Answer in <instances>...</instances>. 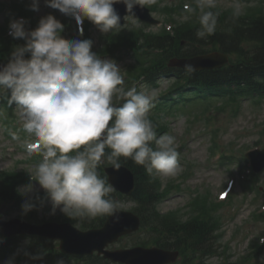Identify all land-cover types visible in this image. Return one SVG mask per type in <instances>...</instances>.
Wrapping results in <instances>:
<instances>
[{"label":"clouds","instance_id":"obj_1","mask_svg":"<svg viewBox=\"0 0 264 264\" xmlns=\"http://www.w3.org/2000/svg\"><path fill=\"white\" fill-rule=\"evenodd\" d=\"M152 2L44 0L46 6L72 18L78 26L87 19L102 34L124 26L115 4H123L126 12L134 15L135 7ZM195 3L200 11L195 36L207 40L216 31L217 14L206 9H214L217 0ZM39 5L40 0H31L28 7L39 11ZM241 14L240 0H232L233 20ZM27 24L22 17L9 21L8 34L24 43L14 46L7 64L0 66V90L10 93L7 104L15 105L22 130L35 137V143H25L26 150L30 155L38 151L41 156L28 172L30 182L18 189L26 197L22 214L48 201L51 215L59 209L69 220L110 217L119 222L124 204L112 197L114 188L99 173L100 165L106 161L119 170L121 158L131 159L149 176L175 177L181 170L176 139L169 134L157 137L149 119L154 92L126 88L121 69L115 61L93 52L92 40L65 39L61 35L64 25L52 14L41 17L35 29ZM79 35L83 36L82 27ZM184 71L190 75L196 69L185 64ZM13 139H17L15 134ZM31 181L38 182L44 196ZM19 254L18 250L4 264H16ZM23 255L35 260L42 254L24 250Z\"/></svg>","mask_w":264,"mask_h":264},{"label":"trees","instance_id":"obj_2","mask_svg":"<svg viewBox=\"0 0 264 264\" xmlns=\"http://www.w3.org/2000/svg\"><path fill=\"white\" fill-rule=\"evenodd\" d=\"M175 9L177 15L184 13L181 6L178 9L166 8L164 10V12L169 11V18L176 22L172 33L166 29L159 33L147 32L145 27L141 26L130 32H117L112 37L111 42L114 48L119 49L129 45L138 59L140 55L145 57L144 63L140 61L136 70L138 72L134 75L129 87H132L140 77L150 82L161 77L174 76L184 79V83L178 85L177 90L189 92L196 98L230 96L232 100H238V102L245 97L246 92L264 90L263 9L241 15L235 21L232 18V12L211 10L217 14V27L215 33L207 40H200L195 36L199 28L200 11L198 8H192V12H189L191 19L185 22L174 19ZM182 42L187 48L181 46ZM15 43H17L16 40L0 37V59H5L4 53H10ZM117 44H120V47ZM214 49L232 56L229 66L215 71L194 72L190 75L184 70L168 67L167 60L174 56H192ZM187 101L186 99L183 102ZM151 122L158 137L163 128L156 127L154 120ZM152 147L155 148L154 142ZM121 160L123 164L132 168L137 176L138 187L131 199L137 204L136 212L143 219L145 231L151 234L147 238L140 239L139 244L143 246L157 244L166 249H180L184 258L181 264H185L188 260L192 262V259H201L202 244L210 234V221L207 218H209L211 209L207 206L203 207L200 215L186 223L177 218V214L161 215L158 211V204L163 197L160 194V183L154 179V176H149L143 166L135 164L131 159L121 158ZM101 174L103 175V172ZM1 179L3 181L0 182V197L4 200V192H6V199L21 202L22 198L16 191L18 182L14 181L17 179L11 176L4 178V175ZM28 181V179L24 180V182ZM111 195L113 198L123 197L116 192ZM104 219L91 221L89 224L84 222L81 227H100ZM153 233H157V236L154 237ZM20 240L21 238L6 239L0 236V255L13 253L14 247L19 244ZM32 241L27 251L32 255L42 254L41 261L51 263L55 258L62 256L57 249L52 248L50 241L43 239ZM22 257L25 258L23 254ZM65 258L67 259L66 256ZM66 259L61 258L60 260L68 263ZM86 261L88 264H108L107 261L96 256L86 258Z\"/></svg>","mask_w":264,"mask_h":264},{"label":"rangeland","instance_id":"obj_3","mask_svg":"<svg viewBox=\"0 0 264 264\" xmlns=\"http://www.w3.org/2000/svg\"><path fill=\"white\" fill-rule=\"evenodd\" d=\"M26 1L28 4L31 3V0ZM176 1L181 0H154L152 3H161L162 7L163 5H170ZM217 5L224 9L232 8V0H217ZM243 7L244 5L241 4L242 10ZM34 12L37 19L52 14L58 20H66L67 23H71L73 25L72 35L70 36V32L68 34L64 31L62 36L65 39L71 40L74 39V37L80 36L78 33L79 27L76 25V22L72 18L61 14L59 10L46 6L44 0H40L39 11ZM155 16L163 20L160 13L155 14ZM6 17V12H0V24L5 23ZM132 22H136V20ZM158 28L159 27H154L153 29L158 31ZM94 30L93 47L96 50L101 48V43L99 42V35L101 32L98 28ZM102 59L112 60L108 57H102ZM124 62L116 63L121 69L122 75L124 65L130 62V60L128 61V59L125 58ZM172 82L173 81L163 80L159 88L151 89L147 86H142V90L146 88L149 92H154L153 105H155L156 100L168 90ZM152 109L153 108H151L150 111ZM201 111V109H187L185 112L176 113L174 117L167 118L169 130L164 134L173 135L176 139L177 151L180 153L179 165L181 170L175 177L158 176L164 184L170 182H173V184H180L182 190L180 192H175L171 195L172 197L170 199L163 202L160 205V211L162 213H167L186 206L191 198L189 190H210L215 198L218 199L225 186L227 184L229 185L228 182L232 178L231 175H234L236 180L234 188L230 193V195L233 194L234 205L225 207L221 213L224 219L223 228L225 230L223 241L225 244H229L231 248L230 253L233 254V257L229 261L240 262L243 260V256L247 254L250 244L264 235V222L253 217L256 211L260 210V205L264 201L263 198L258 199L256 194L252 195L250 192L245 193L242 191L243 189L241 190L240 180H242V173L239 174L238 165H223L221 159L218 161L217 157L211 151L214 146L212 143L213 135L211 131L214 128L221 129L216 142L222 150H226L233 144V148H236L237 153H241V151L256 145L259 141L264 144V104L260 107L245 104L236 118L233 117L234 114L230 109L224 113H218V115L213 113V128L211 130L205 129L206 125L204 124L205 121L203 118L194 119L196 114L193 112L199 113ZM11 118H15L13 122L16 121L17 128L20 132H24L18 120L15 105ZM3 120L4 113L0 112V171H25L29 174L28 172L33 171L36 164L29 160L30 154L25 152V143L28 142L30 138V141L35 140V137L26 133L27 135H25L24 139L21 137L13 139L5 129L6 127L3 126ZM15 129L13 131H17V129ZM188 171H190L189 180L182 181L180 175ZM259 179L260 181L258 184L262 187V190H264V172L260 174ZM255 200H257L256 204H254ZM123 204L126 209L134 206L132 202L125 201ZM18 210V208L11 209L10 206H5L0 213L7 219L19 216L20 218H24L22 217V212ZM50 212L51 204L45 201V205L40 211L41 218L46 217V219H49L50 217H56L62 214L59 209H57L55 215H51ZM5 213H10L11 215L5 216ZM24 244L26 245L27 243ZM4 261V259H0V264H4ZM206 263L226 264V261L221 255H218L207 259Z\"/></svg>","mask_w":264,"mask_h":264},{"label":"water","instance_id":"obj_4","mask_svg":"<svg viewBox=\"0 0 264 264\" xmlns=\"http://www.w3.org/2000/svg\"><path fill=\"white\" fill-rule=\"evenodd\" d=\"M120 5V7H117V4H115L114 8L122 19L124 15L128 13L125 10V6L123 4ZM133 12L134 16L140 17L146 22L156 23V21L151 17L148 9L137 6L134 8ZM218 57L220 56L212 55L200 60L184 61L181 63L183 66L185 64H192L195 68H213L222 65L226 61L225 57L224 59L218 61ZM261 154L263 153L255 152L250 154L257 171L264 167V160L260 162L259 156ZM107 173L109 175V181L117 190L126 194H131L133 192L135 178L129 169L125 167H121L119 170L108 168ZM119 217V222L114 223L113 219L109 218L102 230L87 233L80 232L71 224H46L43 226H32L22 221L5 223L0 219V226H3L1 232L6 236H12L20 233L60 239L62 241L61 248L66 253L84 255L92 254L94 251L98 250L100 253H104L108 258L120 260L129 264H162L168 262L169 254L157 249L145 250L139 248L117 253L105 251V247L110 242L117 240L122 234L136 231L140 226L139 218L132 213L120 212Z\"/></svg>","mask_w":264,"mask_h":264}]
</instances>
